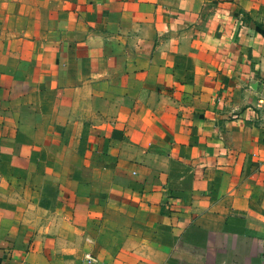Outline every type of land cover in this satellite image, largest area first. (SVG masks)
Returning a JSON list of instances; mask_svg holds the SVG:
<instances>
[{"label":"crops","instance_id":"1","mask_svg":"<svg viewBox=\"0 0 264 264\" xmlns=\"http://www.w3.org/2000/svg\"><path fill=\"white\" fill-rule=\"evenodd\" d=\"M264 0H0V264H264Z\"/></svg>","mask_w":264,"mask_h":264},{"label":"built area","instance_id":"2","mask_svg":"<svg viewBox=\"0 0 264 264\" xmlns=\"http://www.w3.org/2000/svg\"><path fill=\"white\" fill-rule=\"evenodd\" d=\"M259 102H260L261 104H264V99L261 98V99L259 100Z\"/></svg>","mask_w":264,"mask_h":264}]
</instances>
